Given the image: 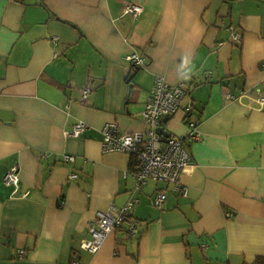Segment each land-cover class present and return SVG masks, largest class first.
<instances>
[{
  "label": "crops",
  "instance_id": "0c3cea01",
  "mask_svg": "<svg viewBox=\"0 0 264 264\" xmlns=\"http://www.w3.org/2000/svg\"><path fill=\"white\" fill-rule=\"evenodd\" d=\"M158 78L188 87L162 123L170 137L197 123L186 197L137 187L132 157L103 147L107 124L146 131ZM262 96L264 0H0V264L264 263ZM14 167L17 188L4 183ZM132 199L128 223L84 249L96 214Z\"/></svg>",
  "mask_w": 264,
  "mask_h": 264
},
{
  "label": "built area",
  "instance_id": "2783aa9c",
  "mask_svg": "<svg viewBox=\"0 0 264 264\" xmlns=\"http://www.w3.org/2000/svg\"><path fill=\"white\" fill-rule=\"evenodd\" d=\"M143 10L142 5L131 3L125 7L124 13L137 18L143 13ZM234 38L237 42L240 41V35L236 34ZM125 58L138 67L145 66V58L137 53ZM91 91L92 84L88 83L82 89L81 100L83 102L87 101ZM187 93L186 83L170 85L165 79L158 78L141 111L142 119L147 125L145 132L122 134L116 123L107 124L103 128L104 151L127 153L137 164L135 173L137 187H141L152 180L173 185L176 192L187 196V189L181 183V176L193 166L188 147L200 139L199 134L194 132L197 129V123L194 121L189 123L192 132L186 137L167 138L157 132V129L162 126L164 117H172L179 111L181 101ZM229 98L232 99L233 96ZM259 101L264 105V96L260 97ZM85 129L86 124L78 122L74 125L71 134L80 136ZM63 160L69 163L73 162L75 158L64 155ZM71 178L77 179L78 176L72 174ZM4 183L18 187L19 177L16 167L6 174ZM166 199V192L161 190L156 196V205L161 206ZM138 202V199H132L122 208L111 205L106 211H99L95 220L89 225L88 238L82 247L93 253L99 251L108 235L117 229H122L128 223L130 209ZM125 231L128 235L134 236L136 227L130 225L125 228Z\"/></svg>",
  "mask_w": 264,
  "mask_h": 264
},
{
  "label": "water",
  "instance_id": "95a60500",
  "mask_svg": "<svg viewBox=\"0 0 264 264\" xmlns=\"http://www.w3.org/2000/svg\"><path fill=\"white\" fill-rule=\"evenodd\" d=\"M171 117L170 116H166V117H164V122H166V121H168L169 119H170ZM157 132L160 134V135H163L164 137H167V138H169L171 135H170V133H167L166 131H165V128L163 127V126H160L158 129H157Z\"/></svg>",
  "mask_w": 264,
  "mask_h": 264
},
{
  "label": "trees",
  "instance_id": "16d2710c",
  "mask_svg": "<svg viewBox=\"0 0 264 264\" xmlns=\"http://www.w3.org/2000/svg\"><path fill=\"white\" fill-rule=\"evenodd\" d=\"M19 1H22V0H19ZM130 170L132 171V173H136V171H137V164L133 162L131 164ZM257 264H264V263H263L262 259H260L259 261H257Z\"/></svg>",
  "mask_w": 264,
  "mask_h": 264
}]
</instances>
